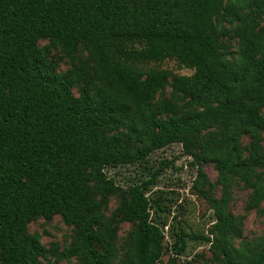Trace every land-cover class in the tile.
<instances>
[{"label":"trees","instance_id":"16d2710c","mask_svg":"<svg viewBox=\"0 0 264 264\" xmlns=\"http://www.w3.org/2000/svg\"><path fill=\"white\" fill-rule=\"evenodd\" d=\"M165 60L192 74L139 67ZM172 144L212 210L211 238L197 236L211 261L264 264V238L235 246L228 210L235 180L251 190L248 210L264 203V0H0V264H158L165 200L146 182L119 188L104 169ZM54 217L71 228L62 248L28 232ZM187 237L173 232L175 256Z\"/></svg>","mask_w":264,"mask_h":264},{"label":"rangeland","instance_id":"374dc122","mask_svg":"<svg viewBox=\"0 0 264 264\" xmlns=\"http://www.w3.org/2000/svg\"><path fill=\"white\" fill-rule=\"evenodd\" d=\"M46 45L40 42L39 46ZM56 52L52 55L55 57ZM140 68L147 70L158 68L170 71L178 76H190L192 70L183 67L174 60H165L161 63H143ZM68 69L67 62L59 64V70ZM74 94H76L74 90ZM247 140L245 139V142ZM106 175L112 178L121 189L129 185L146 182L145 194L150 197H162L163 208L167 212L161 213V220L165 223L164 244L168 249L164 252L158 264H170L171 259L181 262L184 259H192L194 264H215L211 261L210 243L199 239L198 235L211 238L209 231L214 223L212 210L204 200L196 193L194 182L197 176L196 166L192 160L182 153L181 146L172 144L164 149L155 151L146 161L133 165L106 167ZM204 172L212 187L214 196L219 197V187L216 185V172L212 165H205ZM264 178V169L260 170ZM250 189L243 183L235 180L231 186V201L228 205L229 212L240 222V236L234 237L233 242L238 246L241 242L257 243L264 238V203L257 209L246 208ZM117 205L116 198L109 201L107 214ZM181 227L188 237L185 239V250L181 256H175L170 245L173 242V232ZM130 231L128 224H121L118 234V256L123 257L127 251L126 236ZM30 234L40 236L41 243L49 248L51 244H57L60 248L67 246L71 239V228L67 227L60 217H54L50 221L37 219L28 226ZM172 234V239H171ZM196 236V240H193ZM53 263L54 259H50ZM58 264H77L74 260L62 261Z\"/></svg>","mask_w":264,"mask_h":264}]
</instances>
